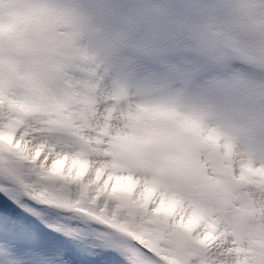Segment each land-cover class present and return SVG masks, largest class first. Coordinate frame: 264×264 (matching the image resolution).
<instances>
[{
    "label": "snow or ice",
    "instance_id": "6c2138e0",
    "mask_svg": "<svg viewBox=\"0 0 264 264\" xmlns=\"http://www.w3.org/2000/svg\"><path fill=\"white\" fill-rule=\"evenodd\" d=\"M66 79L40 101L0 81V264H264V228L216 207L221 175L264 201V165Z\"/></svg>",
    "mask_w": 264,
    "mask_h": 264
},
{
    "label": "clouds",
    "instance_id": "9594fccd",
    "mask_svg": "<svg viewBox=\"0 0 264 264\" xmlns=\"http://www.w3.org/2000/svg\"><path fill=\"white\" fill-rule=\"evenodd\" d=\"M172 15L166 5L140 9L128 0H0V81L43 100L63 90L71 73L85 71L81 62L91 39L106 58L128 53L120 81L139 76L136 91L123 83L114 90L118 110L134 120L193 121L213 129L237 161L250 160L249 150L264 155V0H207L203 11L175 22L171 33L133 38L141 25L167 26ZM175 41L187 54L184 64L207 75L142 71L140 54ZM83 82L97 96V85ZM218 184L216 207L230 225L264 228V201L253 200L228 176L221 175Z\"/></svg>",
    "mask_w": 264,
    "mask_h": 264
},
{
    "label": "rangeland",
    "instance_id": "374dc122",
    "mask_svg": "<svg viewBox=\"0 0 264 264\" xmlns=\"http://www.w3.org/2000/svg\"><path fill=\"white\" fill-rule=\"evenodd\" d=\"M128 4L133 8L140 9L150 4H161L171 8L173 14L172 21L167 26L158 23L144 24L138 27L133 34V38H142L145 41H149L157 39L165 32L171 33L174 31L175 22L180 19L186 18L197 11H203L207 0H128ZM86 52L88 58L81 62V67L85 71L71 73L70 75L76 78L77 81L87 79L90 83L96 84L97 98L102 105L111 106L116 104L115 99H113V92L118 84H125L129 91L131 88L136 87L139 76L136 79L120 81L117 75L121 63L128 55L126 51L122 52L118 57L109 59L104 56L95 41L87 39ZM186 57L187 54L181 47L180 42L175 41L173 45L165 47L164 50L150 46L148 51L139 55V61L143 65L142 71L161 75L168 73L175 75L177 72H183L186 76L192 75L200 78L208 74L202 67L194 68L192 72L184 69ZM233 151L235 153V149ZM233 157L236 159V155ZM248 157L254 166L260 167L264 165V155L249 150Z\"/></svg>",
    "mask_w": 264,
    "mask_h": 264
},
{
    "label": "bare ground",
    "instance_id": "6f19581e",
    "mask_svg": "<svg viewBox=\"0 0 264 264\" xmlns=\"http://www.w3.org/2000/svg\"><path fill=\"white\" fill-rule=\"evenodd\" d=\"M194 68H195V67L188 66V65H186V66L184 67V69H187V70H188V71H190V72H192V71L194 70ZM75 80H76V78H75ZM132 91H136V87H134V88H131L130 92H132ZM136 98H137V99H139V98H140L138 93H137V96H136ZM236 159H239V157H238V156H236Z\"/></svg>",
    "mask_w": 264,
    "mask_h": 264
}]
</instances>
